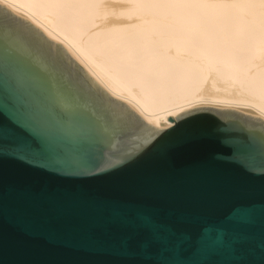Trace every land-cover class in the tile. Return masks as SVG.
Listing matches in <instances>:
<instances>
[{"label":"water","instance_id":"obj_1","mask_svg":"<svg viewBox=\"0 0 264 264\" xmlns=\"http://www.w3.org/2000/svg\"><path fill=\"white\" fill-rule=\"evenodd\" d=\"M0 71L55 109L70 144L90 140L95 130L112 145L105 143L100 164L107 174L71 154L39 166L0 159V264H140L148 257L138 244L127 254L119 251L128 232L118 209L135 207L161 222L178 224L195 216L206 198L230 182L246 183L260 198L264 157L257 155L252 176L214 159L230 151L219 143L222 137H264V122L256 116L197 107L168 117L174 126L202 113L201 123L215 138L133 162L144 146L172 126L147 124L102 90L59 43L3 6Z\"/></svg>","mask_w":264,"mask_h":264},{"label":"bare ground","instance_id":"obj_2","mask_svg":"<svg viewBox=\"0 0 264 264\" xmlns=\"http://www.w3.org/2000/svg\"><path fill=\"white\" fill-rule=\"evenodd\" d=\"M147 124L197 107L264 122L261 0H0Z\"/></svg>","mask_w":264,"mask_h":264},{"label":"snow or ice","instance_id":"obj_3","mask_svg":"<svg viewBox=\"0 0 264 264\" xmlns=\"http://www.w3.org/2000/svg\"><path fill=\"white\" fill-rule=\"evenodd\" d=\"M202 119V113H195L175 123L144 146L133 162L215 138ZM105 143L112 146L93 130L90 140L70 144L55 109L38 102L29 88L14 84L0 71V159L39 166L55 164L71 154L107 174L100 169ZM219 143L230 151L217 153L215 160L254 175L257 155L264 157V137L225 136ZM117 215L128 232L119 251L127 254L138 244L148 257L140 264H264V187L257 200L246 183L224 184L203 201L195 216L178 224L161 222L135 207L118 209Z\"/></svg>","mask_w":264,"mask_h":264}]
</instances>
